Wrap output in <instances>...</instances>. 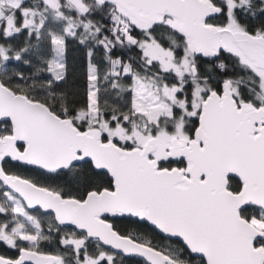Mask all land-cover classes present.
<instances>
[{"label": "snow or ice", "instance_id": "1", "mask_svg": "<svg viewBox=\"0 0 264 264\" xmlns=\"http://www.w3.org/2000/svg\"><path fill=\"white\" fill-rule=\"evenodd\" d=\"M123 254L264 264V0H0V264Z\"/></svg>", "mask_w": 264, "mask_h": 264}, {"label": "trees", "instance_id": "2", "mask_svg": "<svg viewBox=\"0 0 264 264\" xmlns=\"http://www.w3.org/2000/svg\"><path fill=\"white\" fill-rule=\"evenodd\" d=\"M70 49V70L74 73L73 79L79 83L82 81L83 72L86 68V58L84 56L83 48L80 45L74 44V42L70 41L69 44ZM35 63V62H34ZM14 66H18L19 70L28 72L30 71L27 65H20L19 62H13ZM31 166H25V171L27 168ZM29 175H34L35 172H27ZM123 264H145V261L136 257H124L123 256Z\"/></svg>", "mask_w": 264, "mask_h": 264}, {"label": "water", "instance_id": "3", "mask_svg": "<svg viewBox=\"0 0 264 264\" xmlns=\"http://www.w3.org/2000/svg\"><path fill=\"white\" fill-rule=\"evenodd\" d=\"M124 257H136L140 258L141 260L145 261L143 257L137 256V255H129V254H123Z\"/></svg>", "mask_w": 264, "mask_h": 264}]
</instances>
